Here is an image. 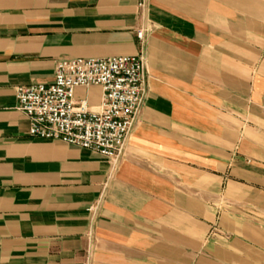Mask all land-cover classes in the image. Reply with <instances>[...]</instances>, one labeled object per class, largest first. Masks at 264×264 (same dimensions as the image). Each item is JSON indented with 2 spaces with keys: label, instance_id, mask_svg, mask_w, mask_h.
I'll return each mask as SVG.
<instances>
[{
  "label": "crops",
  "instance_id": "crops-1",
  "mask_svg": "<svg viewBox=\"0 0 264 264\" xmlns=\"http://www.w3.org/2000/svg\"><path fill=\"white\" fill-rule=\"evenodd\" d=\"M140 54L116 166L29 136L17 87ZM0 264H264V0H0Z\"/></svg>",
  "mask_w": 264,
  "mask_h": 264
},
{
  "label": "built area",
  "instance_id": "built-area-1",
  "mask_svg": "<svg viewBox=\"0 0 264 264\" xmlns=\"http://www.w3.org/2000/svg\"><path fill=\"white\" fill-rule=\"evenodd\" d=\"M142 43L144 30L137 31ZM101 90L97 110L75 101L79 87ZM146 96L142 54L56 61L53 82L17 87L16 109L29 121L30 137L60 141L106 157L116 166Z\"/></svg>",
  "mask_w": 264,
  "mask_h": 264
},
{
  "label": "rangeland",
  "instance_id": "rangeland-1",
  "mask_svg": "<svg viewBox=\"0 0 264 264\" xmlns=\"http://www.w3.org/2000/svg\"><path fill=\"white\" fill-rule=\"evenodd\" d=\"M217 234H219V233L217 232L216 228H212V229L210 230V233H208V237H210V236H215V235H217Z\"/></svg>",
  "mask_w": 264,
  "mask_h": 264
}]
</instances>
